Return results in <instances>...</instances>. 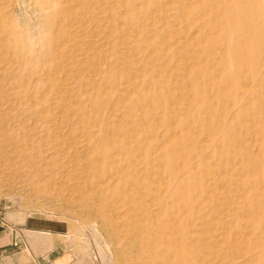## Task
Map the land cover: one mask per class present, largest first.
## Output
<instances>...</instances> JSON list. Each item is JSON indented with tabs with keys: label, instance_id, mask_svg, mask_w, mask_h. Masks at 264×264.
<instances>
[{
	"label": "rangeland",
	"instance_id": "374dc122",
	"mask_svg": "<svg viewBox=\"0 0 264 264\" xmlns=\"http://www.w3.org/2000/svg\"><path fill=\"white\" fill-rule=\"evenodd\" d=\"M40 1L0 0V215L69 264H264V0Z\"/></svg>",
	"mask_w": 264,
	"mask_h": 264
},
{
	"label": "crops",
	"instance_id": "0c3cea01",
	"mask_svg": "<svg viewBox=\"0 0 264 264\" xmlns=\"http://www.w3.org/2000/svg\"><path fill=\"white\" fill-rule=\"evenodd\" d=\"M59 237L0 215V264H69Z\"/></svg>",
	"mask_w": 264,
	"mask_h": 264
},
{
	"label": "bare ground",
	"instance_id": "6f19581e",
	"mask_svg": "<svg viewBox=\"0 0 264 264\" xmlns=\"http://www.w3.org/2000/svg\"><path fill=\"white\" fill-rule=\"evenodd\" d=\"M41 1H42V0H41ZM41 1H40V2H41ZM45 1H46V0H45ZM45 1H44V2H45ZM54 1H56V0H54ZM51 2H52V0H51ZM56 2H57V1H56ZM58 2H59V1H58ZM179 2H181V1H179ZM185 3H186V1H185ZM186 4H187V3H186ZM44 5L46 6L47 4H44ZM44 5H43V6H44ZM50 5H51V4H50ZM191 5H192V3H191ZM47 6H48V5H47ZM45 8H47V7H45ZM7 36H8V35H7ZM5 41H6V40H5ZM92 135H93V134H92ZM92 137H93V136H92ZM95 139H97V141H99V140H98L99 138H95ZM92 143H93V142H92ZM92 143H91V144H92ZM98 145H99V144H98ZM89 147H90V146H89ZM94 148H95V147H94ZM102 148H103V147H102ZM138 149H139V148H138ZM138 149H137V150H138ZM101 150H102V149H101ZM104 150H105V149H104ZM135 151H136V150H135ZM106 152H107V149H106ZM146 152H147V150H146ZM99 154H100V153H99ZM101 155H102V154H101ZM108 155H109V153H108ZM110 155H111V154H110ZM150 157H151V156H150ZM161 157H162V155H161ZM164 157H165V156H164ZM89 158H90V157H89ZM123 158H124V157H123ZM127 158H128V157H127ZM155 158H157V157H155ZM101 159H102V158H101ZM132 159H133V158H132ZM144 159H145V158H143V160H144ZM148 159H149V157H148ZM148 159H147V160H148ZM162 159H163V158H161V159H159V160H162ZM140 160H141V159H140ZM150 160L153 161V162L155 161V160H152L151 158H150ZM150 160H148V161H150ZM99 161H100V160H99ZM132 161L134 162L135 160H132ZM145 161H146V160H145ZM166 161H167V160H166ZM168 161H169V160H168ZM95 162H96V160H95ZM97 162H98V161H97ZM97 162H96V163H97ZM100 162H101V161H100ZM100 162H99V163H100ZM130 162H131V161H130ZM139 162H140V161H139ZM153 162H152V164H153ZM89 163H90V162H89ZM122 163H123V162H122ZM124 163H125V162H124ZM134 163H135V162H134ZM141 163H142V162H141ZM150 163H151V162H150ZM164 163H165V161L163 162V164H164ZM116 164H117V163H116ZM126 164H127V163H126ZM126 164H125V165H126ZM131 164H132V163H131ZM148 164H149V162H148ZM159 164H161V163H159ZM168 164H169V162H168ZM84 165H85V164H84ZM117 165H118V164H117ZM132 165H133V164H132ZM161 165H162V164H161ZM92 166H93V165H92ZM92 166H90V167H92ZM111 166H112V165H111ZM133 166H134V165H133ZM133 166H132V167H133ZM135 166H136V165H135ZM138 166H140V165L138 164ZM155 166H156V165H155ZM158 166H160V165H158ZM162 166H163V165H162ZM168 166H169V165H168ZM176 166H177V165H176ZM183 166H185V165H183ZM183 166H182V167H183ZM153 167H154V166H153ZM164 167H167L166 163L164 164ZM178 167H179V166H178ZM95 168H96V167H95ZM95 168H93V169H95ZM123 168H124V165H123ZM139 168H142V167H139ZM147 168H148V167H147ZM151 168H152V167H151ZM155 168H156V167H155ZM162 168H163V167H162ZM162 168H160L161 171L163 170ZM167 168H169V167H167ZM185 168H187V167H185ZM83 169H84V168H83ZM91 169H92V168H91ZM127 169H128V167H127ZM136 169H137V168H136ZM153 169H154V168H153ZM175 169H176V168H175ZM181 169H182V168H181ZM183 169H184V167H183ZM148 170H149V169H148ZM148 170H147V171H148ZM151 170H152V169H151ZM154 170H155V169H154ZM154 170H153V172H154ZM95 171H96V169H95ZM117 171H118V172H117ZM117 171H116V172H117L120 176L118 175L119 177H116V178H120V179L122 178V179H126V180L128 179L129 181L133 182V179H132V178L129 179L130 176H129L128 173H130V172H128V170L122 169V167L120 168V167L118 166ZM142 171H143V170H141V172H142ZM147 171H146V172H147ZM149 171H150V170H149ZM149 171H148V172H149ZM158 171H159V170H158ZM163 171H164V170H163ZM163 171H162V172H163ZM170 171H171V169H170ZM180 171H181V170H180ZM182 171H183V170H182ZM182 171H181V172H182ZM98 172H99V171H98ZM107 172H108V171H107ZM111 172H112V171H111ZM133 172H134V170H133ZM133 172H131V173H133ZM146 172H145V174H146ZM153 172H152L151 174H153ZM159 172H160V171H159ZM167 172H168V170H167ZM112 173H113V172H112ZM114 173H115V172H114ZM117 173H116V174H117ZM135 173H136V172H135ZM155 173H156V171H155ZM155 173H154V174H155ZM163 173H165V172H163ZM98 174H99V173H98ZM133 174H134V173H133ZM136 174H137V173H136ZM143 174H144V172H143ZM143 174H142V175H143ZM147 174H149V173H147ZM156 174H157V173H156ZM156 174H155V175H156ZM161 174H162V173H161ZM109 175H110V174H109ZM142 175H141V176H142ZM95 176H96V175H95ZM133 176H134V175H133ZM141 176H140V178H142L144 175H143L142 177H141ZM146 176H148V175H146ZM159 176L161 177V175H159ZM159 176H158V177H159ZM99 177H100V176H99ZM99 177H97V178H99ZM102 177H103V176H101V179H102V181H104L106 178L103 180ZM108 177H109V176H107V179H108ZM110 177H113V176H110ZM135 177H137V176H134V178H135ZM153 177H154V176H153ZM160 177H159V179L157 180L158 182H157L156 184H158V183L160 184V181H159V180H161ZM162 177H163V176H162ZM148 178H149V177H148ZM90 179H91V178H90ZM101 179H100V180H101ZM109 179H110V178H109ZM135 179L137 180V178H135ZM152 179H155V178H152ZM164 179H165V178H163V180H164ZM114 180H115V178L113 179V181H114ZM140 180H141V179H140ZM90 181H91V180H90ZM105 181L107 182L108 180H105ZM116 181H117V180H115L114 182H116ZM150 181H151V180H150ZM164 181H165V180H164ZM97 182H99V180H98ZM97 182H96V183H97ZM106 182H105V183H106ZM131 182H130V183H131ZM153 182L155 183V180H153ZM99 183H100V182H99ZM99 183H98V184H99ZM101 183H102V182H101ZM122 183H123V181H122ZM122 183H121V184H122ZM146 183H147V182H146ZM150 183H152V182H150ZM103 184H104V183H103ZM107 184H108V183H107ZM113 184H114V183H112V185H113ZM135 184H136V183H135ZM104 185H105V184H104ZM110 185H111V184H110ZM118 185H119V183H118ZM161 185H162V184H161ZM163 185H164V184H163ZM166 185L169 186V183L165 184V187L168 188ZM95 186H96V185H95ZM95 186H94V187H95ZM129 186H130V184H129ZM170 186H171V185H170ZM99 187H100V186H99ZM107 187H108V186H107ZM112 187H113V186H112ZM115 187H116V186H115ZM122 187H123V186H122ZM122 187H119V189L121 190ZM141 187H142V186H141ZM149 187H150V186H149ZM95 188H96V187H95ZM116 188H117V187H116ZM134 188H135V187H133L132 189H134ZM146 188H147V186H146ZM146 188H144V190H145ZM153 188H154V186H153ZM159 188H160V187H159ZM159 188L156 187V189H159ZM169 188H170V187H169ZM171 188H172V187H171ZM108 189H109V188H108ZM117 189H118V188H117ZM135 189L138 190V188H135ZM95 190H96V189H95ZM101 190H102V189H101ZM101 190H100V194H101L100 198H101L102 200L106 201V200H109V198H113L112 195L106 191L107 189H106V190H102V192H101ZM109 190H112V188H110ZM163 190H164V189H163ZM169 190H170V189H169ZM123 191H124V190H123ZM128 191H129V190H128ZM152 191H153V190H152ZM158 191H160V190H158ZM158 191H157V192H158ZM165 191H166V189H165ZM213 191H214V190H213ZM95 192H96V191H95ZM97 192H98V190H97ZM121 192H122V191H121ZM133 192H134V191H133ZM141 192H142V191H141ZM167 192H168V190H167ZM112 193H113V192H112ZM126 193H127V192H126ZM144 193H145V192H144ZM144 193H143V195L145 196V198H148V197H146V195H145ZM159 193H162V192H159ZM159 193H158V194H159ZM98 194H99V193H98ZM128 194H129V193H128ZM141 194H142V193H141ZM165 194H166V193H165ZM118 195H119V194H118ZM120 195H121V194H120ZM130 195H132V196L134 195V197H135V194H132V192L130 193ZM149 195H150V194H149ZM156 195H157V194H156ZM97 196H98V195H97ZM114 196H115V195H114ZM124 196H125V194H124ZM160 196H162V195H160ZM164 196H165V195H163V197H164ZM116 197H118V196H115V198H116ZM129 197L131 198V196H129ZM115 198H114V199H115ZM121 198H122V197H121ZM121 198H120V199H121ZM135 198H136V197H135ZM138 198H139V197H138ZM138 198H137V199H138ZM141 198H142V196H141ZM155 198H156V196H155ZM161 198H162V197H160V200H161ZM117 199H119V198H117ZM120 199H119V200H120ZM123 199H124V197H123ZM123 199H122V200H123ZM133 199H134V198H133ZM156 199H157V198H156ZM131 200H132V198H131ZM131 200H130V201H129V200H126V201L131 202ZM138 200H140V201L142 202L141 199H138ZM138 200H137V202H138ZM143 200H144V199H143ZM149 200H151V199L149 198ZM149 200H147V202H148ZM132 201H133V200H132ZM152 201H153V200H152ZM165 201H166V200H165ZM114 202H115V201H114ZM134 202H136V201L134 200ZM166 202H167V201H166ZM168 202H169V201H168ZM142 203H143V202H142ZM142 203H141V204H142ZM148 203H149V202H148ZM148 203H145V204L147 205ZM150 203H152V202L150 201ZM153 203H154V202H153ZM162 203H163V202H162ZM227 203H228V202H227ZM129 204H130V203H129ZM139 204H140V203H139ZM159 204H160V203H159ZM163 204H164V203H163ZM156 205H158V204H156ZM148 206H149V205H148ZM148 206H147V208H148ZM144 207H145V206H144ZM165 207H167V206H165ZM147 208H146V212H147ZM161 208H163V207H161ZM167 208H168V207H167ZM155 209H156V208H155ZM155 209H154V208H151L149 211H151V213L153 212V213H154L153 215H156L157 213H155V212H156V211L159 212V211L156 210V211L154 212ZM230 209H231V208H230ZM143 210H144V208H143ZM163 210H164V209H163ZM163 210H160V212L163 211ZM236 210H237V209H236ZM146 212H145V213H146ZM234 212H235V211H234ZM148 213H149V212H148ZM148 213H147V215H148ZM144 215H145V214H144ZM150 215H151V214H149L148 216H150ZM160 215H161V213H160ZM253 215H254V214H253ZM247 216H248V215H247ZM251 216H252V215H251ZM141 217H144V216H141ZM145 217H146V216H145ZM155 217H156V216H155ZM155 217H154V218H155ZM257 217H258V216H257ZM150 218L152 219V217H150ZM159 218H160V217H158V219H159ZM174 218H175V217H174ZM148 219H149V217H148ZM161 219H162V218H161ZM170 219H171V218H170ZM152 220H153V219H152ZM154 220H156V219H154ZM163 220L166 221L165 219H163ZM148 221H149V220H148ZM148 221H146V222H148ZM164 221H162V222H164ZM167 221H168V220H167ZM176 221H177V220H176ZM178 221H179V220H178ZM143 222H144V221H143ZM162 222H161V223L159 222V225L162 224ZM173 222H174V221H173ZM148 223H149V222H148ZM166 223H167V222H166ZM154 224H155V223H154ZM172 224H173V223H172ZM177 224H179V223L177 222ZM163 225H165V224H162L161 226H163ZM144 226H145V225H144ZM165 226H166V225H165ZM148 227H149V225H148ZM150 227H151V226H150ZM146 228H147V227H146ZM161 228H162V227H161ZM172 228H173V226H172ZM174 228H175V226H174ZM152 229H153V227H152ZM154 229H155V228H154ZM156 229H157V228H156ZM163 229H164V226H163ZM165 229H166V227H165ZM169 229H170V228H169ZM176 230H177V229H176ZM148 231H149V229H148ZM152 231H153V230H151V232H152ZM165 231H168V230H165ZM154 232H155V231H154ZM163 233H164V232H163ZM163 233H162V234H163ZM171 233H172V231H171ZM175 233H177V232H175ZM179 233H180V232H179ZM149 234H150V233H149ZM151 234H152V233H151ZM151 234H150V236H151ZM166 234H167V233H166ZM173 234H174V233H173ZM154 235H155V234H154ZM157 235H158V234H157ZM169 235H170V234H169ZM174 235H175V234H174ZM174 235H172V236H174ZM155 236H156V235H155ZM189 236H190V235H189ZM249 236H251V235H249ZM151 237H152V236H151ZM168 237H169V236H168ZM251 237H252V236H251ZM145 238H146V237H145ZM164 238H166V237H164ZM142 239H143V238H142ZM174 239H175V236H174ZM179 239H180V238H178V240H179ZM181 239H182V238H181ZM181 239H180V240H181ZM145 240H146V239H145ZM166 240H167V239H166ZM166 240H165V242H166ZM176 240H177V238H176ZM182 240H183V239H182ZM248 240H249V239H248ZM183 241H184V240H183ZM148 242H149V241H148ZM158 242H159V241H158ZM170 242H171V241H170ZM176 242L178 243V241H176ZM155 243H156V242H155ZM166 243H168V241H167ZM182 243H184V242H182ZM162 244H163V243H162ZM173 244H174V243H173ZM179 244H180V243H179ZM179 244H178V245H179ZM168 245H169V243H168ZM178 245H177V246H178ZM183 245H184V244H183ZM164 246H165V245H164ZM177 246H176V247H177ZM179 246H180V245H179ZM179 248H181V246H180ZM184 249H186V248H183V250H184ZM187 249H188V248H187ZM187 249H186V253H188V252H187ZM184 251H185V250H184ZM181 252H182V251H181ZM182 253H183V252H182ZM186 253H185V254H186ZM165 254H166V253H165ZM165 254H164V255H165ZM178 254H179V253H177V255H178ZM185 254H184V255H185ZM190 254H191V253H190ZM170 255H171V252H170ZM166 256H167V255H165V257H166ZM173 257H174V256H173ZM170 258L173 259L172 257H170ZM185 258H186V255H185ZM188 258H189V257H188ZM190 258H191V257H190ZM192 258H193V256H192ZM162 260H163V259H162ZM165 260H167V259L165 258ZM186 260H187V258H186ZM192 260H193V259H192ZM194 260H195V259H194ZM195 261H196V260H195ZM162 262H163V261H162ZM162 262H161V263H162ZM164 262H165V261H164ZM188 262H189V261H188ZM196 262H197V261H196ZM189 263H190V262H189ZM175 264H176V263H175ZM184 264H185V263H184Z\"/></svg>",
	"mask_w": 264,
	"mask_h": 264
}]
</instances>
